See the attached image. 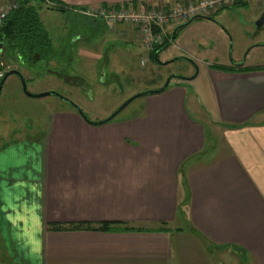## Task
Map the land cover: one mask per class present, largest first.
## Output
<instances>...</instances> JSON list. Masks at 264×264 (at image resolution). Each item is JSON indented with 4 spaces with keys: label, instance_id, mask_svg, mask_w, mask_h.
I'll return each instance as SVG.
<instances>
[{
    "label": "crops",
    "instance_id": "obj_1",
    "mask_svg": "<svg viewBox=\"0 0 264 264\" xmlns=\"http://www.w3.org/2000/svg\"><path fill=\"white\" fill-rule=\"evenodd\" d=\"M62 1L75 13L186 0ZM250 4L264 10V0H251L210 15L218 21L169 28L174 41L184 35L181 45L204 64L203 77L172 80L163 92L144 95L137 114L103 124L56 105L30 175L17 174L7 154L0 163L1 263L215 264L214 251L229 249L264 264V61L232 64L225 58L228 44L210 48L202 37H190L194 24L204 21L233 31ZM111 27L132 39L129 25ZM215 63L236 70L214 69ZM247 67L263 68L239 70ZM209 127L217 145L205 158L211 155ZM102 222L115 224L107 230L51 227Z\"/></svg>",
    "mask_w": 264,
    "mask_h": 264
},
{
    "label": "rangeland",
    "instance_id": "obj_2",
    "mask_svg": "<svg viewBox=\"0 0 264 264\" xmlns=\"http://www.w3.org/2000/svg\"><path fill=\"white\" fill-rule=\"evenodd\" d=\"M32 4L38 8L44 26L55 42L57 55L50 61L42 60L29 65L22 58L13 57L4 47L0 67L4 66L5 69L0 70L19 69L26 78L28 90L33 94L55 87L53 91L75 103L91 121L106 119L127 99L163 86L170 77L178 80V76L191 78L199 73L204 76V64L187 55L186 44L181 45L183 34L174 41L176 45L172 43L163 49L159 56L161 63H158L147 57L135 26L129 25L133 37L128 40L121 36L119 30H112L111 25H103L101 20L50 9L49 4L42 0H32ZM244 11L236 17L233 31L229 33L216 23L204 21L194 24L190 37H202L210 48L218 42L224 43L226 48L228 44L231 53L226 54L225 58L230 59L232 64L262 62L264 24L259 28L257 21L264 15V10H257L250 4ZM79 34L84 36L82 40H78ZM168 35L170 40L169 29ZM256 42H261L262 46L255 47ZM80 44L84 47L83 55H80ZM179 55L183 57L178 58ZM144 58H147L146 64H142ZM170 60L173 61L167 62ZM51 71L60 73L62 77ZM144 97L135 98L117 118L140 112ZM56 105L74 109L56 94L43 97L28 95L21 79L15 74L9 76L0 93V163L9 160V153L13 156L9 162L19 168L16 173L20 176L30 175L35 152L47 133L50 113ZM191 114L199 118L198 113L192 110ZM208 131L213 134L208 146L211 153L217 145V133L210 127ZM213 156L211 153L205 158ZM4 240L6 246L10 245L6 237ZM214 253L215 264H250L246 256L239 255L235 250L218 249ZM4 262L0 260V264H6Z\"/></svg>",
    "mask_w": 264,
    "mask_h": 264
},
{
    "label": "built area",
    "instance_id": "obj_3",
    "mask_svg": "<svg viewBox=\"0 0 264 264\" xmlns=\"http://www.w3.org/2000/svg\"><path fill=\"white\" fill-rule=\"evenodd\" d=\"M251 0H189L174 5L160 6L149 4H120L118 6H98L79 9L82 16L101 20L107 24H126L135 26L142 46L149 58L155 46L169 39L168 29L199 17H209L213 13L234 7ZM18 7L15 1H0V25ZM170 41H172L170 39ZM147 58L142 60L146 64ZM6 70H0V82Z\"/></svg>",
    "mask_w": 264,
    "mask_h": 264
},
{
    "label": "trees",
    "instance_id": "obj_4",
    "mask_svg": "<svg viewBox=\"0 0 264 264\" xmlns=\"http://www.w3.org/2000/svg\"><path fill=\"white\" fill-rule=\"evenodd\" d=\"M10 1L17 2L18 7L14 9L4 20V22L0 25V55L1 52H3V48L5 47L7 51H9L12 54L13 57L15 58L20 57L24 62L28 63L29 65H33L42 60L50 61L51 59L55 58L57 55V51L55 49L53 39L50 33L46 30L44 23L41 19L40 13L38 11V8L34 4H32V0H10ZM42 1L47 2L50 8L52 9L61 12L73 13L72 11L73 7L71 8L68 4L64 3L62 0H42ZM188 1L189 0H186L183 3H186ZM132 4H134L135 6L138 5V3H132ZM246 5L247 2L238 4V6H246ZM104 6L107 7L106 5ZM113 6H118V4ZM83 8L85 7H81V9ZM75 14L82 16L78 12H75ZM86 18H90V17H86ZM196 19H193L192 21ZM93 20H97V19H93ZM173 41L167 39L164 41V43L155 46L150 54V58L157 60L158 63H161L159 58L160 53L163 51V49L171 45ZM210 66L214 69H218L222 71L236 70L235 67L233 66H227L217 63L212 64ZM262 68L263 67H247L239 70L248 71V70L262 69ZM0 69H5V67L4 66L3 68L0 67ZM5 72L7 73L8 70H6ZM168 87H166L165 90ZM72 107L74 108L75 111H77V109H75L73 105ZM113 119H115V117ZM113 224L115 223H111V222H102L97 224L69 223V224L51 225V227L55 229L93 228V229L107 230L110 229ZM124 229L134 230L137 228L125 227Z\"/></svg>",
    "mask_w": 264,
    "mask_h": 264
},
{
    "label": "water",
    "instance_id": "obj_5",
    "mask_svg": "<svg viewBox=\"0 0 264 264\" xmlns=\"http://www.w3.org/2000/svg\"><path fill=\"white\" fill-rule=\"evenodd\" d=\"M199 18H207V17H199ZM192 20L184 23V24H181L179 27L181 26H184V25H187L189 23H191ZM264 24V15L257 21V26L260 28L262 25ZM175 38V34H173L171 40L173 41ZM167 62H171V61H167ZM12 74H15L17 75L20 79H21V82H22V85H23V89L24 91L30 95V96H33V97H43V96H47V95H50V94H56L57 96H59L60 98L68 101L71 105H73L75 107V109H77V112L80 113L88 122L92 123V124H103V123H106L108 122L109 120L113 119L114 117H116L122 110H124L135 98L139 97V96H144V95H147V94H154V93H159L163 90H165L166 87L170 86L172 84V78L173 77H170L168 78L167 82L161 86L159 89H153V90H149V91H145V92H141V93H138L134 96H132L131 98L127 99L115 112H113L109 117H107L106 119H103L101 121H91L87 115L84 113V111L79 108L75 103L73 102H70L68 98H65L62 94L56 92V91H46V92H43V93H38V94H33L31 93L29 90H28V87H27V81H26V78L24 77V75L21 73V71L19 69H12L10 71H8L6 73V75L4 76V78L1 80L0 82V92L6 82V79L12 75ZM197 76V75H195ZM193 76V77H195ZM191 77V78H193ZM179 79H190L188 77H181V76H178Z\"/></svg>",
    "mask_w": 264,
    "mask_h": 264
}]
</instances>
